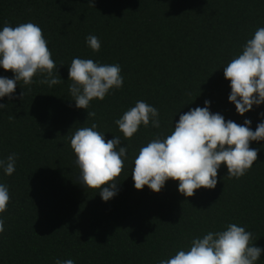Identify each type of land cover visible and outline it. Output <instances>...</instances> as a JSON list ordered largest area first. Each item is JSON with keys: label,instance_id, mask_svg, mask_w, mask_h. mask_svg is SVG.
I'll use <instances>...</instances> for the list:
<instances>
[{"label": "trees", "instance_id": "trees-1", "mask_svg": "<svg viewBox=\"0 0 264 264\" xmlns=\"http://www.w3.org/2000/svg\"><path fill=\"white\" fill-rule=\"evenodd\" d=\"M27 22L41 27L62 82L49 87L37 74L0 99L7 106L0 109V160L17 157L12 175L0 168L10 194L0 214V264H159L230 223L245 227L264 249V140L251 142L258 160L244 176L229 179L222 165L216 187L193 197L180 194L173 180L159 193L137 190L131 176L139 149L170 135L181 114L206 100L226 121L250 119L253 131L264 121V103L243 116L236 112L223 74L264 27V0H94V7L88 0H0V30ZM89 35L99 38V52L88 46ZM76 57L119 64L123 86L77 108L68 80ZM0 76L14 78L3 68ZM141 100L158 109L161 126L141 125L125 139L115 121ZM93 123L106 140L118 136V147L127 148L117 194L108 201L78 182L70 145L78 128ZM256 264H264V251Z\"/></svg>", "mask_w": 264, "mask_h": 264}, {"label": "clouds", "instance_id": "clouds-1", "mask_svg": "<svg viewBox=\"0 0 264 264\" xmlns=\"http://www.w3.org/2000/svg\"><path fill=\"white\" fill-rule=\"evenodd\" d=\"M94 7V0H88ZM93 52H99L101 43L95 35L86 38ZM0 68L11 71L14 78L0 76V99L12 98L18 82L31 85L37 74L44 75L41 84L49 87L60 84L62 79L54 74L57 68L52 52L40 26L21 23L15 27L5 23L0 30ZM224 78L230 81L229 102L243 116L253 106L264 103V27H259L243 45L242 53L223 68ZM69 92L79 109H87L93 99L104 100L112 89L123 86L119 64H100L92 59L73 58L68 69ZM24 93L21 92L20 99ZM204 107H196L179 116L174 131L165 138L157 136L139 149L134 159L132 179L134 187L142 190L147 186L159 193L169 180L178 181V191L185 197H193L196 190L214 189L218 170L227 168V177L244 176L258 160V149L250 147L253 141L264 140V121L255 131L251 120L243 124L225 120L219 113ZM7 107L0 104V109ZM95 112H87L94 118ZM264 115V114H262ZM13 115L9 120H13ZM160 128L159 111L144 101H137L115 121L125 139H131L141 125ZM97 125L80 127L70 137L79 169L77 177L87 189H98L101 198L108 201L118 191L117 178L123 171L127 148L118 147L121 138L106 140ZM16 154L0 160V168L6 175L15 171ZM10 202L8 187L0 184V214L7 211ZM4 220L0 218V233ZM253 234L245 227L230 223L225 230L208 232L193 238L190 247L178 250L159 264H256L262 251L254 246ZM55 264H74L71 259L55 261Z\"/></svg>", "mask_w": 264, "mask_h": 264}]
</instances>
